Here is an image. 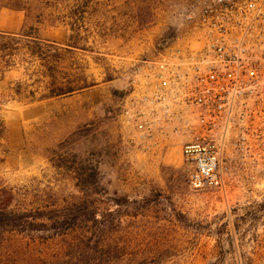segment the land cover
<instances>
[{"label": "rangeland", "instance_id": "rangeland-1", "mask_svg": "<svg viewBox=\"0 0 264 264\" xmlns=\"http://www.w3.org/2000/svg\"><path fill=\"white\" fill-rule=\"evenodd\" d=\"M203 1L0 0V32L34 28L69 47L63 71L88 83L39 99L43 79L32 84L22 67L0 73V205L30 213L81 197L71 170L79 161L100 185L95 214L67 238L15 214L0 228V264H57L80 236L83 264H264V163L230 150L224 188L195 191L177 121L162 133L126 124L134 80L167 48L191 44ZM19 83L36 98L17 94Z\"/></svg>", "mask_w": 264, "mask_h": 264}, {"label": "built area", "instance_id": "built-area-1", "mask_svg": "<svg viewBox=\"0 0 264 264\" xmlns=\"http://www.w3.org/2000/svg\"><path fill=\"white\" fill-rule=\"evenodd\" d=\"M191 44L167 48L133 82L126 124L186 138L181 163L192 190H222L221 164L264 163V0H205Z\"/></svg>", "mask_w": 264, "mask_h": 264}, {"label": "trees", "instance_id": "trees-1", "mask_svg": "<svg viewBox=\"0 0 264 264\" xmlns=\"http://www.w3.org/2000/svg\"><path fill=\"white\" fill-rule=\"evenodd\" d=\"M70 53L71 50L67 46L61 47L52 41L38 38L34 28L20 33L0 32V73L22 67L30 71L28 76L32 79V84L43 79L41 82L44 84V92L40 94L39 99L69 96L88 87L86 79L81 80L80 77L71 76L63 71L62 64L66 61V55ZM16 89L19 95L25 92L31 100L36 98L34 90L28 88L24 90L20 83ZM0 133H2L1 123ZM71 170L81 197L67 201L62 206H57L53 199L51 203H46L41 208L37 207L30 213L19 212L17 214L8 210L7 205H0V228H8L13 220L17 222L18 218L13 217L17 214L20 219L32 218V222L43 220L59 238H67L69 232L81 229L82 223L86 221L85 214L94 215L96 212L91 194L94 192L96 194L95 190L100 186L98 171L96 168L87 169L80 161L79 166H71ZM93 220L96 221L94 217ZM83 238L80 236L77 242H68L66 246L68 253L64 257H58L56 263L83 264Z\"/></svg>", "mask_w": 264, "mask_h": 264}]
</instances>
